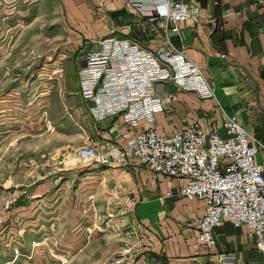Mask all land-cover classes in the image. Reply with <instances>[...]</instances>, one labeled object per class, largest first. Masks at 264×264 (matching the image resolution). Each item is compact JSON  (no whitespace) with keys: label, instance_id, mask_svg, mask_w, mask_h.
<instances>
[{"label":"crops","instance_id":"obj_1","mask_svg":"<svg viewBox=\"0 0 264 264\" xmlns=\"http://www.w3.org/2000/svg\"><path fill=\"white\" fill-rule=\"evenodd\" d=\"M177 1L197 6L200 20L179 24V32L174 33L164 11L158 10L151 22L131 0H0V33L4 37L0 39V136L5 137L7 130L11 133L14 129L11 119L22 110L19 105L24 99H32L26 108L29 115H35L34 127L39 130L45 105L43 98L47 96L51 114L59 103L70 109L67 124L76 133L72 146L75 152L93 147L102 155L113 146L126 148L137 133L149 127L160 135L170 136L193 122L208 130L212 125L222 127L227 119H233L260 142L262 146L257 150L256 160L262 161L263 0ZM22 27L23 33L35 29V33L42 36L37 45L25 49L41 52L46 55L44 62L54 64L64 59L69 66L82 67L86 55L98 51L100 40L108 35L133 40L156 53L181 50L209 81L214 97L202 99L171 83H158L155 90L162 100L163 110L155 115L153 123L144 120L139 128L133 129L121 117L110 116L96 121L80 95L78 81V91L67 90L69 80L63 77L60 95H48L51 90L47 92L43 85L47 80L41 78L36 69L41 63L15 78L13 84L7 83L11 61L6 58V52L20 45H12L8 33L12 28L16 31ZM58 50L60 54L47 53ZM16 121L14 124L19 127ZM55 130L59 131V127ZM4 141L0 137V142ZM57 163L64 166L57 165L42 178L44 182L41 181L40 186L50 188L42 190L41 195L59 194L65 189V182L74 179L82 182L91 194L108 195V206H90L89 210L95 215L101 212L107 215L109 211L108 216H111L112 211L115 212L113 221L117 229L122 222L128 224L143 254L137 264H264V252L256 248V238L245 226L235 227L225 221L215 230L212 247L199 242L196 224L204 216L205 202L182 198L179 195L184 184L182 179L160 180L134 159L117 166L66 156ZM24 173L13 170L11 177H22ZM28 208L19 205L16 210L21 218L13 221L11 213L7 214L1 218L2 226L11 234L10 227H20L19 234L28 235ZM3 256L14 257L10 253L1 254L0 258Z\"/></svg>","mask_w":264,"mask_h":264},{"label":"built area","instance_id":"obj_2","mask_svg":"<svg viewBox=\"0 0 264 264\" xmlns=\"http://www.w3.org/2000/svg\"><path fill=\"white\" fill-rule=\"evenodd\" d=\"M131 4L151 22L158 10L164 11L174 33L179 24L200 20L199 8L183 1L131 0ZM99 47L86 55L85 66L78 71L80 95L96 121L121 117L133 129L144 120L153 123L163 110L155 90L158 83H171L202 99L214 97L209 81L181 50L156 53L114 35L100 40ZM261 146L242 125L227 119L222 127L212 125L208 130L193 122L170 136L149 127L126 148L113 146L102 155L86 148L78 156L117 166L134 159L160 180H184L179 195L205 202L204 216L196 224L200 243L212 247L215 230L228 221L253 232L256 248L264 252V159L256 160Z\"/></svg>","mask_w":264,"mask_h":264},{"label":"rangeland","instance_id":"obj_3","mask_svg":"<svg viewBox=\"0 0 264 264\" xmlns=\"http://www.w3.org/2000/svg\"><path fill=\"white\" fill-rule=\"evenodd\" d=\"M23 30L24 27L16 31L12 28L8 33L11 44H20L22 47H12L6 52V58L11 61L7 83L13 84L15 78L24 75L26 71L29 73L37 63H41L36 69L40 77L47 80L42 84L46 85L47 92L51 90L49 96L60 95L63 77L69 80L67 90L78 91L80 65L69 66L64 59L56 64L44 62L46 55L25 49L30 45H37L42 36L36 34L35 29L24 33ZM3 38L0 33V39ZM47 53L61 52L58 50ZM31 100H22L19 105L22 110L18 111L19 114H13L14 120L11 119L14 129L11 133L7 130L5 137L3 134L0 136L1 140L6 141L0 142V255L10 253L14 256L10 259L3 256L0 264H137L143 254L128 224L121 221L117 229L113 221L116 219L113 216L115 212L112 211V215L108 216L109 211L107 215L102 212L95 215L89 210L90 206H108V195L91 194L76 179L65 182V189L59 194L49 192L41 195L42 190L50 188L40 186L44 180L42 178L57 165L64 166L57 162L66 156L78 157L81 149L76 152L72 149L76 133L67 124L70 109L59 103L60 106L55 105L57 107L51 114L45 96L41 126L39 130H35V115H29L26 108ZM15 119L19 127L14 124ZM54 127H59V131ZM13 170L26 174L12 178ZM19 205L29 206L26 236L19 234L20 227H10L13 233H9L1 222V218L10 213L11 219L14 217L13 221L20 219L16 210ZM109 206L114 205L109 203Z\"/></svg>","mask_w":264,"mask_h":264},{"label":"water","instance_id":"obj_4","mask_svg":"<svg viewBox=\"0 0 264 264\" xmlns=\"http://www.w3.org/2000/svg\"><path fill=\"white\" fill-rule=\"evenodd\" d=\"M85 66V62L82 64V67H84Z\"/></svg>","mask_w":264,"mask_h":264}]
</instances>
